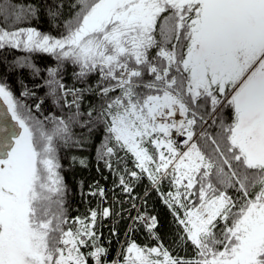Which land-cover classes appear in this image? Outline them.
Segmentation results:
<instances>
[{"label":"snow or ice","instance_id":"obj_1","mask_svg":"<svg viewBox=\"0 0 264 264\" xmlns=\"http://www.w3.org/2000/svg\"><path fill=\"white\" fill-rule=\"evenodd\" d=\"M41 9L58 35L21 26ZM10 49L55 58L47 95L69 111L41 120L0 82V264H264V0H0V50ZM65 62L83 87L58 79ZM14 66L41 71L29 56ZM85 93L100 101L86 113ZM100 126L98 159L112 169L124 152L139 170L120 175L123 192L126 177L157 192L168 182L161 198L191 257L128 241L109 261L96 225L120 213L70 216L59 152ZM131 219L159 240L155 216Z\"/></svg>","mask_w":264,"mask_h":264},{"label":"trees","instance_id":"obj_2","mask_svg":"<svg viewBox=\"0 0 264 264\" xmlns=\"http://www.w3.org/2000/svg\"><path fill=\"white\" fill-rule=\"evenodd\" d=\"M22 4L34 3V0H19ZM42 2V0H41ZM67 12V9H65ZM21 26H31L37 28L41 32H48L52 35L59 34V26L52 23L47 16L46 10L41 9L40 13L31 20L25 21ZM29 56L32 62L40 69L39 75L33 76L28 69H21L14 66V62L18 58ZM57 61L54 57L43 53H25L22 49L0 50V82L7 83L12 89L14 95L31 109L33 115L43 120L47 116H66L69 109L61 104L53 103V98L48 93V88L45 84L48 78V68H56ZM74 66L71 63L65 62L62 68L59 69L58 79L68 87L80 88L84 85L74 78ZM97 77L95 75L89 78V83L93 84ZM23 82V86L21 84ZM24 86L34 93L33 95L21 96L20 93L24 90ZM69 100L71 97H67ZM99 99L91 93H85L84 99L81 102V111L86 113L91 105H98ZM41 104L39 110L35 105ZM227 112V110H225ZM74 132L80 133L84 131L78 127H74ZM104 138L103 127L96 129L90 140L83 147L63 148L59 152L60 163L62 165L61 175L68 186V205L70 216H84L89 207L100 206V203L109 201L114 212H119L123 209L126 213L130 201H141L145 211L148 214L154 215L157 218V228L154 230L159 240L153 239L142 227L138 224L133 225V230H129L127 226L128 219L125 216L113 215L109 217L105 226L103 223L99 226L100 240L103 241L106 248L109 249L108 260L112 259L116 253L118 240L124 235V246L126 242L134 241L139 246L153 247L158 243H162L173 256L191 257L193 255L192 246L189 244L186 247L178 245V226L174 222L172 214L161 198V193L170 191L167 181H163L160 185V191L155 189L150 190L147 194L135 190L131 193H125L118 186V179L127 166L128 169H134L132 158L125 156L124 152L119 155L124 157L123 161L117 162L113 159L112 169L105 166L104 161L98 159L97 148L100 146ZM73 157L76 160L73 161ZM83 159L86 166H83L79 161ZM118 170L119 174H117ZM144 182L141 183V186ZM103 189L104 197L99 195H91L90 193L97 189ZM141 204V203H140ZM113 229L116 235H113ZM127 233V235H125ZM122 259V257H121Z\"/></svg>","mask_w":264,"mask_h":264},{"label":"bare ground","instance_id":"obj_3","mask_svg":"<svg viewBox=\"0 0 264 264\" xmlns=\"http://www.w3.org/2000/svg\"><path fill=\"white\" fill-rule=\"evenodd\" d=\"M89 209H92V207H89L88 210H89ZM88 210L86 211V213L84 214V216L88 215ZM122 216L127 217V219L129 218V219H128L129 221L132 220V219H131L132 217H135L134 214H133L132 212L130 213V216H129V213H128L127 215H126V213H124ZM102 223H103L102 221H97V226H98V227L101 226ZM131 225H133V221L131 222Z\"/></svg>","mask_w":264,"mask_h":264},{"label":"built area","instance_id":"obj_4","mask_svg":"<svg viewBox=\"0 0 264 264\" xmlns=\"http://www.w3.org/2000/svg\"><path fill=\"white\" fill-rule=\"evenodd\" d=\"M137 204H135L136 207L138 206ZM129 211L132 212L134 214V216H137V214H135V212L132 210V205H131V207H129ZM136 211H137V208H136Z\"/></svg>","mask_w":264,"mask_h":264},{"label":"rangeland","instance_id":"obj_5","mask_svg":"<svg viewBox=\"0 0 264 264\" xmlns=\"http://www.w3.org/2000/svg\"><path fill=\"white\" fill-rule=\"evenodd\" d=\"M125 169H126V167H125Z\"/></svg>","mask_w":264,"mask_h":264}]
</instances>
